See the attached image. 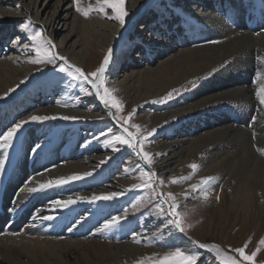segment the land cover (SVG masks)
Returning <instances> with one entry per match:
<instances>
[{"label": "bare ground", "instance_id": "bare-ground-1", "mask_svg": "<svg viewBox=\"0 0 264 264\" xmlns=\"http://www.w3.org/2000/svg\"><path fill=\"white\" fill-rule=\"evenodd\" d=\"M125 2L128 12L136 11V16L119 36L123 27L117 22L95 12L85 19L76 13L72 0H0V134L32 114L78 118L30 122L7 152L0 149V159L5 160L0 172V262L68 264L70 247L84 253L86 238L96 232L105 233L114 241L125 239L113 245L115 256L123 254L128 259L142 256L129 227L123 231L121 226L98 231L105 219L120 215L126 200L134 197L135 192H127L113 201L91 203L96 206L90 210H86L90 207L86 202L69 209L50 210L51 200L121 192L131 185L116 175L125 152L112 153L102 146L101 131L114 125L99 101L98 117L93 121L90 110L81 113L78 103L83 93L78 82L65 74L51 72L40 76L42 68L26 62L31 54L24 50L23 44L30 42L20 29V16L25 19L31 16L33 29L43 26L60 54L81 68L84 64L95 66L99 54L91 56V53L97 46L104 50L110 46L113 62L106 74L107 86L117 90L125 108L147 113L144 121L148 130L162 125L148 145L152 152L166 153L157 158L158 174L165 180L188 174L190 170L185 166L201 152L206 161L201 164L196 157L194 162L204 168V175L225 174L229 189L209 191L208 199H200L199 203L210 205L218 194L219 198L224 197L229 214L240 208L256 225L261 221L264 160L255 151L246 128L239 121L234 123L226 113L232 107L223 110L220 105L226 108L236 103L245 107L252 102L251 93L259 87V82L253 81L257 75L251 78L254 56L262 61L258 73L264 77V0ZM94 4L95 0H82V7ZM17 37L21 38L19 46L15 43ZM25 77V83L20 84ZM198 77L207 78L197 80V87L191 88L188 81ZM185 87L189 90L183 91ZM10 88L15 90L4 96ZM172 88H181L182 94L166 104L150 102ZM65 104L67 107L62 106ZM85 124L92 127L87 129ZM36 144L41 147L33 153ZM257 144L264 147V137ZM105 157L110 159L97 168ZM89 171L92 176L41 193L19 192L24 181L37 173H43L38 179H49ZM199 178L196 175L188 183ZM181 185L184 187L175 193H182L188 186ZM175 186L178 185L165 190H173ZM13 207L20 210L10 212ZM37 211L55 218L36 221ZM56 225H60V232L53 237Z\"/></svg>", "mask_w": 264, "mask_h": 264}, {"label": "snow or ice", "instance_id": "snow-or-ice-1", "mask_svg": "<svg viewBox=\"0 0 264 264\" xmlns=\"http://www.w3.org/2000/svg\"><path fill=\"white\" fill-rule=\"evenodd\" d=\"M74 10L81 17L88 19L90 14L95 12L102 18L115 21L121 27L126 24V18L129 16V12L126 9L125 0H95L94 6L82 7V0H72ZM19 7V5H18ZM33 21L31 16L27 18L21 25L20 29L26 34L25 39L30 42L24 43L23 48L25 51L31 54L27 59V63L37 66H52V68L61 74H65L71 81H76L79 84L80 92L86 96L94 97L103 108L107 111L108 117L113 122L114 127H108L106 131H101L100 136L103 137L102 146L106 149H110L112 153H117L123 150H127L130 154H134L137 161L135 169L126 168L125 173H131L138 170L139 176L136 179L140 180V183H133L130 188L125 191L106 192L100 194H93L91 197L87 196H69L67 199H55L49 202L50 210H64L69 209L77 203H94L97 201H113L127 192H137L130 203V208H125L123 214L113 215L99 226L98 231H110L116 229L127 221L129 214L141 213L142 215L155 216L162 220L163 229H168L170 234L172 231L187 234V229L191 227L188 223V217L190 210L183 205V201L192 199L207 200L209 191L212 185L217 181V177L213 175L200 177L198 181L188 183L199 172L201 165L197 162H190L187 164V168L190 170L186 175L176 176L173 175L167 180L158 174L156 169L157 158L166 155V153L152 152L149 150L148 145L151 143L150 138L154 136L159 127L151 128L148 130L142 128L138 123L132 122L137 112L136 108L124 114V101L116 95V89L107 86V73L110 69V65L113 62V49L110 47L102 61L93 71H86L80 66L70 62L68 57L60 54L57 45L54 40L49 37L43 26L38 29H33L31 25ZM21 38H16V45L19 46ZM213 43H218L213 42ZM37 70H40L39 68ZM217 69H213L216 71ZM207 77H198L196 79L188 81L191 88L197 87V80L206 79ZM24 80L20 81V84L25 83ZM259 82V87L256 90V96L259 99V103L264 105V77L257 73L254 83ZM16 87H19L17 85ZM15 89L10 88L4 93L7 96ZM189 88L185 87L183 91H188ZM182 94L181 88H172L158 99L150 101L152 104H166L169 101L175 99ZM147 102V101H146ZM59 103V101H58ZM67 107V105H62ZM76 120L75 116L69 115H39L32 114L27 119H22L19 122L14 123L10 128L0 134V149L5 152L12 146L14 139L23 127L30 122H45L49 120ZM175 119V117H173ZM253 122L255 117L252 118ZM168 123V121H165ZM251 126V125H250ZM114 128L116 129L114 131ZM255 139V134L253 136ZM41 145L36 144L32 148V152H37ZM254 147H256L254 145ZM256 151L261 155H264V148L256 147ZM110 157H105L97 164V168L107 163ZM5 160L0 159V172L4 170ZM49 169H45V172H49ZM93 172L74 173L68 176H59L49 179H38L42 177L43 173H37L35 176H29L24 181L23 186L19 189V192L34 195L55 187L67 185L76 181L85 179L92 176ZM187 183V188L182 193H174L172 191H166L170 185H180ZM219 201V195L216 196ZM15 204V202H14ZM20 209L18 207L10 208V212H17ZM143 210V211H142ZM36 221H48L55 217L52 215H42L39 211L34 213ZM80 223V221H77ZM71 231V229H69ZM158 234L162 235V230H158V233H154V236ZM17 235V233H13ZM138 233H133L132 239L136 244L141 243V239L138 238ZM190 239V243L193 246L191 249H183L179 246L171 247L170 250L157 254L142 255L138 259L134 260V264H204L202 260V252L204 250L210 253L214 259L215 264H257L256 257L260 248L264 246V237H262L256 250L251 254H246L248 247V241L241 247L232 248L227 250L222 248L216 243H201L197 240ZM260 264H264L261 261Z\"/></svg>", "mask_w": 264, "mask_h": 264}, {"label": "rangeland", "instance_id": "rangeland-1", "mask_svg": "<svg viewBox=\"0 0 264 264\" xmlns=\"http://www.w3.org/2000/svg\"><path fill=\"white\" fill-rule=\"evenodd\" d=\"M136 16L135 12H129V16L126 18V24L122 28L121 32L118 34L121 36L122 31L132 22L134 17ZM20 21L23 23L25 20L24 16H20ZM98 45V44H97ZM110 46L107 48L109 49ZM107 49L104 50L102 48H95L91 56H95V54H99L97 57V62L95 66L93 64L82 66V69L86 71H93L100 64L103 59V56L107 52ZM97 50V51H96ZM257 56H254L252 59L251 71L254 73L251 75L252 80L256 77L259 70H261L262 61L257 59ZM257 61V62H256ZM260 62V63H259ZM255 64V65H254ZM41 67L42 70L39 72L40 76L46 75L47 73L53 74H61L56 72L52 66H37ZM263 68V67H262ZM256 70V71H255ZM254 81V80H253ZM254 92V91H253ZM251 93L250 103H247L245 107L239 106L238 104L233 103L228 105L225 108L224 105H220L223 110L227 108H231L229 116L233 119L234 123L240 122L244 128L249 132L250 139L252 140L253 146L261 147L257 144V140L261 137H264V105L259 103V99L255 93ZM81 101L79 104L81 113H84L87 110H90V118L96 119L98 117L97 106L100 107V104L97 100L92 96H86L84 94L79 95ZM103 107V106H102ZM217 107V106H216ZM243 109H242V108ZM102 109V108H100ZM148 109V108H147ZM104 113L107 115V111L103 108ZM131 111V108L126 107L124 110V114ZM219 111V110H216ZM222 111V110H221ZM219 111V112H221ZM102 113V114H104ZM147 114L145 111L143 114L137 113L134 116L132 122L138 123L142 126V128H146V122L144 121V115ZM243 116H240L242 115ZM240 117H243L242 119ZM253 117H255V121L253 122ZM110 118V117H108ZM239 118V120H238ZM241 120V121H240ZM251 125V126H250ZM85 128H90L92 126L85 124ZM147 129V128H146ZM263 131V132H262ZM260 133V134H259ZM255 134V139L253 138ZM259 134V136H258ZM258 136V137H257ZM258 145V146H257ZM256 147H254L256 151ZM149 148V146H148ZM125 153L121 155L122 159L118 162V171L117 177L127 183L132 185L133 183H140V180L136 179L139 176V171H133L131 173H125L126 168L135 169L136 159L134 154H130L127 150H123ZM120 151L119 153H122ZM257 152V151H256ZM258 153V152H257ZM260 155V158L264 160V155ZM199 158V163L203 164L206 159L204 156H201V152L197 153L194 158ZM194 158L190 160V162H194ZM189 162V163H190ZM187 167V165L185 166ZM204 168L201 166L199 172L197 173L198 177L208 176L204 175ZM202 175V176H201ZM218 179L212 185L210 191H220L221 188L225 187L229 189V184L226 181H229L226 178V175L222 172L214 174ZM226 179V181H225ZM186 184V183H185ZM177 187V188H175ZM172 192H177L184 185L175 186ZM135 195L139 193L135 192ZM126 200V203L121 208L118 214H123L125 208H130V203L133 200ZM200 199L193 200L188 199L183 202V205L190 210L188 223L191 224V227L187 229V234L178 233L172 231L171 234L168 229H163L162 220L158 219L155 216H147L142 215L141 213L129 214L127 221L125 224L121 225L120 230H124V228L129 227L130 234L138 233V238L141 239V243L136 244L142 255H151L153 253L162 254L171 249V247L179 246L183 249H191L193 246L190 243V239L197 240L201 243H216L220 245L222 248L227 250L229 247L236 248L241 247L248 241V247L246 249V254H251L252 251L256 250L258 246L259 240L264 237V213L261 218V221L256 225L254 221H252L251 217H248L243 214V210L240 208L237 210H233L230 214L227 212L226 202L224 197H220L219 201H214L210 205L203 206L200 203ZM90 207H87L86 210L92 209V206H96L95 204H89ZM143 211V210H142ZM242 217V218H241ZM245 217V218H244ZM126 225V226H125ZM96 228H98L96 226ZM56 229V230H55ZM53 237H57L60 232V225H56L54 229ZM158 230H162V235L158 234L154 236V233H158ZM58 231V232H57ZM127 232L126 230L124 231ZM123 232V233H124ZM63 233V232H62ZM61 233V234H62ZM74 236V237H73ZM70 235L73 239L79 238L76 235ZM87 241L84 243L82 247H84V253H81L79 250L75 249L73 246L70 247L69 254L67 255V263L68 264H134L135 259H128L123 254H120L119 257L115 256L112 253V249L114 248V244L124 241V238H119L117 241L111 240L110 237L106 236L105 233L96 232L92 235L90 234L87 238ZM202 252V260L204 264H215L214 259L210 253H207L204 250H200ZM138 259V258H137ZM257 264H260L261 261H264V246L260 248L258 255L256 257ZM0 264H7L5 262H0ZM9 264V263H8Z\"/></svg>", "mask_w": 264, "mask_h": 264}]
</instances>
